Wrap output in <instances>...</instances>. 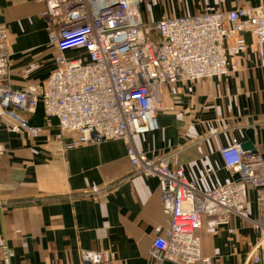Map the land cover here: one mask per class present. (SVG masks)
Listing matches in <instances>:
<instances>
[{
  "label": "crops",
  "instance_id": "obj_1",
  "mask_svg": "<svg viewBox=\"0 0 264 264\" xmlns=\"http://www.w3.org/2000/svg\"><path fill=\"white\" fill-rule=\"evenodd\" d=\"M139 1L147 23L264 6V0ZM42 10L30 0H0L13 89L44 81L55 67L58 51L48 41ZM242 36L244 51L228 56L237 62L236 72L164 85L156 130L130 139L151 160L174 156L201 192L239 178L223 166L219 151L231 139L247 142L249 130L264 163V46L250 33ZM18 116L39 131L12 132L10 119L0 121V239L12 250L10 264H81L85 250L114 252L113 264H156L151 244L170 220L157 179L132 171L128 144L109 140L66 149L71 136L59 139L56 120L47 122L41 107ZM245 208L255 216L251 193ZM206 220L196 232L201 255L211 264H243L257 239L250 223L231 216L210 229Z\"/></svg>",
  "mask_w": 264,
  "mask_h": 264
},
{
  "label": "built area",
  "instance_id": "obj_2",
  "mask_svg": "<svg viewBox=\"0 0 264 264\" xmlns=\"http://www.w3.org/2000/svg\"><path fill=\"white\" fill-rule=\"evenodd\" d=\"M30 1L43 4L40 17L58 51L55 67L44 81L13 89L8 82L9 37L0 24V121L10 119L12 132L36 133L39 128L26 124L18 112L41 107L47 122L56 120L59 139L71 136L66 149L125 141L134 174L157 179L162 210L170 220L151 244L156 264H211V258L201 255L196 232L202 218L216 229L231 216L249 222L257 236L243 264H264V163L258 153L243 151L231 139L219 155L239 178L201 192L174 156L151 160L130 145L132 136L156 130L164 85L236 72L237 62L228 56L244 51L243 33L264 46V6L147 23L139 0ZM69 51L77 53L68 58ZM250 193L256 213L252 218L245 208ZM0 254V264H10L13 253L2 239ZM114 258L111 251L85 250L81 264H113Z\"/></svg>",
  "mask_w": 264,
  "mask_h": 264
},
{
  "label": "water",
  "instance_id": "obj_3",
  "mask_svg": "<svg viewBox=\"0 0 264 264\" xmlns=\"http://www.w3.org/2000/svg\"><path fill=\"white\" fill-rule=\"evenodd\" d=\"M247 136H248V141L243 143V144H241V148H242L243 151L255 152L252 130H249V132H247Z\"/></svg>",
  "mask_w": 264,
  "mask_h": 264
}]
</instances>
